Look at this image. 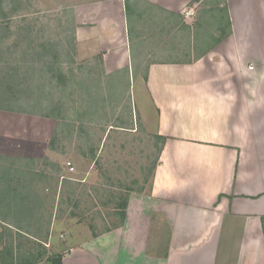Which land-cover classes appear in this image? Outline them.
Masks as SVG:
<instances>
[{
	"label": "crops",
	"instance_id": "obj_1",
	"mask_svg": "<svg viewBox=\"0 0 264 264\" xmlns=\"http://www.w3.org/2000/svg\"><path fill=\"white\" fill-rule=\"evenodd\" d=\"M75 20L79 59L103 80L143 71L164 142L148 188L125 191V214L99 231L72 225L62 263L264 264V0H102Z\"/></svg>",
	"mask_w": 264,
	"mask_h": 264
},
{
	"label": "rangeland",
	"instance_id": "obj_2",
	"mask_svg": "<svg viewBox=\"0 0 264 264\" xmlns=\"http://www.w3.org/2000/svg\"><path fill=\"white\" fill-rule=\"evenodd\" d=\"M98 1L102 0H22L21 6L18 3L14 5V10L9 0H5L8 5L4 10L17 17L10 20L13 22L10 29L19 40L28 33V29L34 33L37 41L40 37L39 32L49 28L50 33L44 35H49L52 41L62 39L63 44H67L66 51L60 54L61 71L64 75L56 73L67 78L66 86H61L59 89L55 86L50 93L52 103L50 113L55 116H65V119L58 121L51 118L53 121L0 112V121L5 118L12 121V124H18L9 131L12 137H7L10 136L7 133L3 134L7 143L0 140V149L12 153H6V156L3 155L0 159V175L3 171H8L7 165L12 163L20 168L21 172L32 174L38 171L46 174L48 179L34 183L32 190L42 191V194L54 199V204L57 205V210L56 207L53 210L49 236L41 244H32L33 240L22 236L14 238V244L19 245L21 249L32 248L33 252L45 253L38 264H50L48 259L51 254L61 255L62 261V250L66 249L65 238L69 235L72 225L86 229L94 224L99 231L104 228L105 222L109 224L115 222L113 212L117 211L121 197L129 194L123 191L124 188L132 190L148 188L149 172L158 153V142L152 133L154 127L149 118L152 112L146 100L143 80L140 79L143 71L136 73L135 79L131 71L118 75L122 79L119 86V80H115L114 77L108 81L103 80L95 72L98 62L79 59L77 50L73 47L75 46L74 42L72 44L74 40L72 32L76 27L75 10L86 2ZM4 35L5 30L0 28V43ZM5 41L6 43L0 44L2 48L0 58H3V61L13 60L11 52H13L12 48L16 52L18 40L13 35ZM21 42L27 44L26 41ZM2 72L4 71H0V82L4 76ZM77 78L85 80L78 89L79 92L75 84ZM47 86V81L43 82L40 90L37 89L36 95L41 96ZM22 87L31 95L30 83H25ZM121 89L124 94L127 93L126 101L124 96L120 98L118 94ZM72 91L75 97L70 96ZM82 96L85 97V103L79 107L77 102L76 112L80 116L84 113L85 115L81 117L80 122H75V130H73V123L71 124L69 119L71 108L74 106L75 98L79 100ZM21 100L22 98L16 97L15 101L13 103L11 101L8 105L20 109L21 107H18L20 104L15 103ZM141 115L147 120L148 128L141 122ZM32 122L42 124L36 134H33ZM108 125L113 127L108 128ZM47 138L48 143L52 142L51 145L48 144V148L43 146V141ZM34 154L41 156L31 157ZM67 162H70L73 172L69 173L66 169ZM55 164L59 165V173L53 166ZM8 172L9 177H12V171ZM63 176L77 180L68 185L61 180ZM76 182H80V185L75 184ZM72 190L75 192L74 195L71 193ZM125 209L126 207L124 214ZM70 213L76 216L71 217ZM102 219L105 221L103 222ZM6 240V230L0 226V256L7 257L8 247L3 246Z\"/></svg>",
	"mask_w": 264,
	"mask_h": 264
},
{
	"label": "trees",
	"instance_id": "obj_3",
	"mask_svg": "<svg viewBox=\"0 0 264 264\" xmlns=\"http://www.w3.org/2000/svg\"><path fill=\"white\" fill-rule=\"evenodd\" d=\"M11 8L15 10L14 5L18 3L20 6L22 0H9ZM8 3L5 0H0V28L5 30V37L3 38L1 45L8 41L9 37L13 35L18 40L16 43V52H11L13 60L0 58V71L4 74L3 79L0 82V111L25 114L30 116H36L41 118H55L58 121L65 119V116H55L51 112V89L55 86L57 89L61 86H66L67 78L64 76H58L63 74L61 71L60 54L66 51L67 44H63L64 40L59 39L52 41L49 39L50 29L42 30L40 37L35 41L34 33L27 29V32L19 40L15 33L11 32L10 27L12 23L10 20L17 18L14 15L5 11V6ZM20 8V7H19ZM128 11V7H126ZM21 17V16H20ZM23 17V16H22ZM31 30V28H30ZM74 31V30H73ZM74 33V32H72ZM24 38V40H23ZM74 38V36H72ZM5 41V42H4ZM14 41V40H11ZM21 41H26L27 44H23ZM74 40L72 41L73 44ZM24 45H22V44ZM72 47V46H71ZM75 48V46H73ZM11 49V46L8 45ZM2 49V48H0ZM0 52V56H2ZM23 73V74H21ZM37 76V77H36ZM26 77V78H25ZM31 77V79H30ZM146 80V75L145 78ZM47 81V88L42 92L41 96H38L37 89L40 90L41 84ZM30 83L32 86L31 95L26 93V90L22 87L23 84ZM41 83V84H39ZM83 83L82 78L76 79L77 92ZM70 96H74V91L70 92ZM15 97V98H14ZM16 97L22 98L20 109L10 107L8 103H13ZM79 102V107L82 103H85V97L82 96L79 100L75 98L74 106L71 108L70 123H73V130H75V122H80L81 117L76 112V105ZM61 103V102H60ZM62 104V103H61ZM55 108V107H52ZM79 128L76 130L78 132ZM57 131V130H56ZM160 143L158 144V153L153 161L152 168L150 169V176L153 174L157 160L160 155V151L164 142L163 138H158ZM52 142L49 143L51 145ZM2 156H0V159ZM56 168L57 173L60 172L59 165H53ZM7 170L12 171V177H9L8 171H3L0 175V221L7 224L1 227L6 230L7 240L3 242V246L8 247L6 256H0V264H38L45 253L33 252L32 248L21 249L19 245L14 244L15 236H22L29 238L32 244H41V242L49 236V227L52 223L53 210H57V205L54 204L55 200L42 194V191H33L34 183H41L48 179L47 175L42 172L29 173L20 170V168L12 165H7ZM28 176H30L28 178ZM62 177V176H61ZM61 179V178H60ZM57 180V179H56ZM65 183L71 185L74 183V179L66 178L63 176ZM80 182L75 184L80 185ZM131 188H124L123 191H131ZM74 195L75 192L72 190ZM127 193V192H126ZM121 201L117 204V210L120 211V216L124 215V208L127 205V196L123 195ZM79 203V202H77ZM69 216L75 217V214L70 213ZM261 225L264 235V217L261 218ZM97 235V234H95ZM13 251H16L13 253ZM61 255L51 254L49 257L50 264H62Z\"/></svg>",
	"mask_w": 264,
	"mask_h": 264
},
{
	"label": "built area",
	"instance_id": "obj_4",
	"mask_svg": "<svg viewBox=\"0 0 264 264\" xmlns=\"http://www.w3.org/2000/svg\"><path fill=\"white\" fill-rule=\"evenodd\" d=\"M194 15V11L193 10H188L186 13H185V16L186 17H192ZM67 167H69V169L72 171L73 170V167L71 166V164L68 162L67 163Z\"/></svg>",
	"mask_w": 264,
	"mask_h": 264
}]
</instances>
